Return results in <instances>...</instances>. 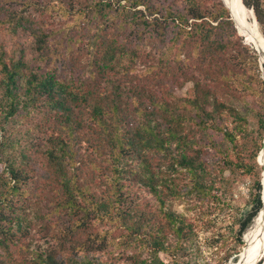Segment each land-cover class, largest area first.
Listing matches in <instances>:
<instances>
[{
    "label": "trees",
    "instance_id": "obj_1",
    "mask_svg": "<svg viewBox=\"0 0 264 264\" xmlns=\"http://www.w3.org/2000/svg\"><path fill=\"white\" fill-rule=\"evenodd\" d=\"M214 1L125 0L119 20L87 33L85 63L72 56L78 33L65 34L57 52L52 31L31 13L9 15L10 29L25 33L30 47L15 60L0 50V112L5 119L37 113L44 142L40 154L23 151L0 173V264H104L94 256L119 243L135 247L130 264H162L159 253L171 254L193 232L169 202L190 193L202 201L236 167L253 175L255 191L241 241L261 206V146L247 161L233 150L244 131L232 104L245 87L237 61L250 48L233 40L229 9ZM243 2L264 24L260 1ZM257 63L264 92L259 54ZM188 82L183 95L171 92ZM258 122L264 130V116ZM35 183L43 193L22 211L39 206L50 240L15 256L25 217L14 197L34 193Z\"/></svg>",
    "mask_w": 264,
    "mask_h": 264
},
{
    "label": "rangeland",
    "instance_id": "obj_2",
    "mask_svg": "<svg viewBox=\"0 0 264 264\" xmlns=\"http://www.w3.org/2000/svg\"><path fill=\"white\" fill-rule=\"evenodd\" d=\"M99 1L0 0V50L8 60H15L20 56L22 48L29 49L30 38L23 32H13L9 27L8 18L10 14L12 16L14 13L16 15L31 13L40 24L52 31L50 38L54 40V44L58 45L56 47L57 52L64 47V44L60 43H62L61 38L65 34L78 33L82 37V42L76 41L72 56L85 63L91 53L84 44L90 29L97 24L111 22L112 17L116 22L121 18L119 12L122 10V6H128L125 0H109L111 1V7H109L104 5L108 0H103L98 7H92L95 2ZM259 1L264 11V0ZM177 2L183 4L184 0H177ZM205 2L212 4L215 1L205 0ZM138 7L144 8L143 5ZM246 7L252 9L255 14L253 7ZM62 8L65 10L62 11ZM230 12L231 10L229 15ZM230 19L232 22L230 26L235 29L233 40L237 41L240 37L243 43L250 48L237 61V66L246 71L243 78L245 79V87L237 89L232 99L233 106L237 107L244 116V131L239 134L238 146L233 150L239 158L247 161L254 154L255 146L262 145L264 137V130L258 122V118L264 116V92L259 79L260 70L257 63V54L259 53L250 43L245 42V38L236 28L235 21L231 17ZM257 23L264 35V24H260L258 20ZM142 40L144 44L147 43L146 50H153L156 47V43L150 42L146 38ZM31 64L39 63L31 61ZM40 64L38 68L41 69L44 63L41 62ZM135 67L138 69L137 65ZM243 79L239 78L238 82H243ZM190 85L191 83L188 82L182 87H173L171 92L183 95ZM38 118L37 113L28 116L22 113L14 118L5 119L0 112V173L6 172L7 160L18 156L21 152L30 151L32 154L42 152L44 141H38L41 133L34 125ZM40 176L41 174L38 175L37 179L43 182V178ZM35 184L37 189L34 193L26 192L24 195L14 197L15 205L20 207L19 213L25 217L22 229L18 233L20 238L15 239L13 244L15 245V256L25 252L22 247L27 250L26 252L32 249L42 250L50 240V234L46 233L43 225L46 219L40 214L37 217V213H40L39 206L35 205L31 209H26L25 212L22 211L23 206L29 201H38L43 193L41 192L44 187L43 183ZM253 184V175L245 174L242 168L236 167L232 172L226 170L221 177H218L211 193L205 196L202 201L198 200L197 195L191 193L182 199L171 200L169 202L171 207L178 212H183L190 218L193 232L182 242L179 241L175 251L172 247L171 254L159 253L162 264H228L230 260L236 258L246 244L244 233L247 228L241 235V241L238 239V229L240 222L252 210L255 192ZM251 223L252 221L249 225ZM134 251L135 247L131 245L111 244L106 251L99 252L94 258L104 264H130L132 262L130 256L133 255Z\"/></svg>",
    "mask_w": 264,
    "mask_h": 264
},
{
    "label": "bare ground",
    "instance_id": "obj_3",
    "mask_svg": "<svg viewBox=\"0 0 264 264\" xmlns=\"http://www.w3.org/2000/svg\"><path fill=\"white\" fill-rule=\"evenodd\" d=\"M224 2L231 10L238 31L261 56V73L264 77V35L253 13L243 5L241 0H224ZM255 160L260 168L261 206L244 233L245 246L228 264H254L264 255V141Z\"/></svg>",
    "mask_w": 264,
    "mask_h": 264
},
{
    "label": "water",
    "instance_id": "obj_4",
    "mask_svg": "<svg viewBox=\"0 0 264 264\" xmlns=\"http://www.w3.org/2000/svg\"><path fill=\"white\" fill-rule=\"evenodd\" d=\"M223 1V0H222ZM242 1V3H243V5L246 7V5L244 4V2H243V0H241ZM223 3H224V1H223ZM224 5L228 8V6L224 3ZM247 8V7H246ZM229 9V8H228ZM251 10V12L253 13V16H254V18H255V20L257 21V19H256V16H255V14H254V12H253V10L252 9H250ZM230 11V10H229ZM230 17L233 19V17H232V15H231V12H230ZM234 20V19H233ZM236 28H237V26H236ZM245 42H247L246 40H245ZM263 141H264V138H263ZM262 264H264V261L262 262Z\"/></svg>",
    "mask_w": 264,
    "mask_h": 264
}]
</instances>
